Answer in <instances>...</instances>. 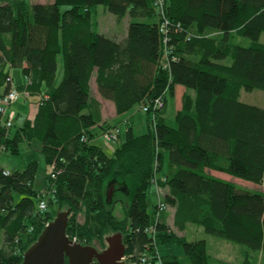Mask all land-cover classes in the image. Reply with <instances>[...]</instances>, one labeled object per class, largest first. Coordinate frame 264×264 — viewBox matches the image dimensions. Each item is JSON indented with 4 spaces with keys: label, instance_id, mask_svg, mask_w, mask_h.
<instances>
[{
    "label": "trees",
    "instance_id": "1",
    "mask_svg": "<svg viewBox=\"0 0 264 264\" xmlns=\"http://www.w3.org/2000/svg\"><path fill=\"white\" fill-rule=\"evenodd\" d=\"M98 6L118 20L131 18L125 40L93 30ZM164 11L170 22L167 44L155 0L35 5L15 0L0 6V97L14 83L11 69H21L28 79L16 87L29 99L39 97L34 119L21 127L15 120L8 128L0 119V155L19 156L23 143L36 140L46 166L60 172L55 180L48 173L42 190L49 192V209L39 213L38 162L13 172L0 164V264H22L54 219L51 207L72 210L67 235L82 245L121 233L126 255L135 259L158 254L162 264H180L178 257L160 252L178 245L187 264H226L208 253L206 240L177 238L165 220L156 223L151 196L157 162L159 173L167 169L162 186L170 192L166 203L177 207L179 231L198 224L207 235L264 253V193L240 189L209 172L264 189V108L241 101L243 91H264V0H164ZM167 48L171 54L164 69ZM61 55L65 72L56 85ZM95 70L99 93L115 104L118 116L167 93L156 119L145 113L147 132L136 135L128 127L113 156L92 143L95 128L114 127L102 122L99 103L91 98ZM177 86L194 96H184L173 128L163 116ZM111 203L123 205V219ZM153 227L155 237L148 231Z\"/></svg>",
    "mask_w": 264,
    "mask_h": 264
},
{
    "label": "rangeland",
    "instance_id": "2",
    "mask_svg": "<svg viewBox=\"0 0 264 264\" xmlns=\"http://www.w3.org/2000/svg\"><path fill=\"white\" fill-rule=\"evenodd\" d=\"M140 21V20H137ZM147 22H152V20H146ZM131 22V18L127 15L124 19L118 20L116 16L111 14L106 10L104 6H98L93 10V30L97 33H103L107 37L115 38V36H120L126 29L128 30L129 24ZM240 41V40H239ZM238 41V42H239ZM262 42H264V35L261 39ZM246 43V40H245ZM59 61L61 62V68L58 72V77L62 75L63 72V58L62 55L59 57ZM226 64H230L231 60H227L225 62ZM13 75L16 78V80L20 76L19 70H14ZM22 93H25L24 91H21ZM36 99L39 100V97H36ZM35 99V100H36ZM29 98L28 94L25 93V95H22L8 110V114H15V120L18 112H23L24 110L28 109L29 107ZM178 98L169 97V121L172 117H174L175 113V103ZM184 100V98H183ZM241 101L250 105H255L261 108H264V91L261 90H255L253 92H246L243 91L241 95ZM29 110V109H28ZM27 111V110H26ZM132 123L135 127V134L136 135H142L147 132V126H146V114L139 111V110H132L129 114V117H134ZM34 118H31L33 120ZM141 121L139 124L138 122ZM23 120L18 121L17 127H21L23 125ZM118 123L117 120L112 121V124ZM127 122V121H126ZM168 123V121H166ZM105 123V122H104ZM109 125V124H108ZM125 120L120 124L116 125V127L121 126V136L122 140L125 137L126 132V126ZM115 127V126H114ZM95 131L98 133V138L96 145L100 146L104 150H106L107 155L113 156L115 150L117 149L118 145L121 141L117 143L107 142L102 137V132L98 128H95ZM21 154L19 156H13L8 152H5L0 155V164L3 168L8 169L9 171L13 172L16 170H23L26 165L31 161H37L39 164L38 173L36 176V180L34 183L35 189L42 190L44 185V179L45 176L47 178L48 176V167L46 168V163L44 160V156L41 152V143L38 141H33L32 143H23L21 147ZM156 165V164H155ZM166 171H162L161 177L166 178ZM164 179V178H163ZM163 179L161 181V185L163 184ZM234 184L239 187L240 189L249 190L253 192H260L264 193V189L262 186L255 185L253 183L244 181V180H238L234 181ZM163 187L161 199H166V196L169 195V189L165 186ZM154 188V187H153ZM118 189L117 185H114L111 188V195L112 198L115 196L116 190ZM154 190V189H153ZM111 197V196H110ZM17 200H20V197L17 196ZM151 200L154 203V205L157 204V195L155 193L152 194ZM115 207L114 214L118 219H123L125 217L124 207L122 204L116 203L114 206H112V203L110 204L109 208ZM51 212L56 214L58 212L57 207H51ZM61 211V209H59ZM72 213V210H71ZM162 219L166 221V224L169 226L170 230H173L174 235H176L177 238L186 239L189 242L197 241V240H204L208 239L209 241V249L208 253L211 256L220 257L222 260L226 262V264H264V253L258 252V253H252L247 250L246 247L241 246L239 244H234L231 242H228L224 239L213 237L210 235H207L204 231V228L198 224H188L186 228V232L179 231L176 226V219H177V207L176 206H169L166 211L163 212ZM71 216V215H70ZM54 217V218H55ZM78 221L79 223L83 224L85 221V215L84 213H81L78 215ZM123 235V234H122ZM108 236V235H107ZM106 238V236H105ZM104 238V242L102 243L99 240H93L90 244H83V245H90L92 246L94 242H97V249L102 250L106 246V240ZM124 243V241H123ZM4 244V237L3 234H0V248L3 247ZM160 251L163 254H166L169 257H173L172 260H175V256L178 257L180 264H187L186 261L183 259V249L178 246H163L160 247ZM126 255V254H125ZM182 256V257H181Z\"/></svg>",
    "mask_w": 264,
    "mask_h": 264
},
{
    "label": "water",
    "instance_id": "3",
    "mask_svg": "<svg viewBox=\"0 0 264 264\" xmlns=\"http://www.w3.org/2000/svg\"><path fill=\"white\" fill-rule=\"evenodd\" d=\"M71 215L70 208H63L44 228L36 242L25 252L22 264H120L126 254L121 233L106 236V246L97 249L82 245L69 238L67 229Z\"/></svg>",
    "mask_w": 264,
    "mask_h": 264
},
{
    "label": "built area",
    "instance_id": "4",
    "mask_svg": "<svg viewBox=\"0 0 264 264\" xmlns=\"http://www.w3.org/2000/svg\"><path fill=\"white\" fill-rule=\"evenodd\" d=\"M155 5L157 6L158 12L162 17V22L160 25V32L163 34L164 42L167 44V35L170 33L169 26L170 22L166 18V14L164 11V0H155ZM171 51L166 49V56L165 59L162 61L161 65L164 68L168 67V55L170 56ZM176 58L173 57V60ZM9 82H12V77H10ZM11 90L5 94L4 96L0 97V119L3 125H5L8 128H11L15 123V114H8V110L10 107L22 96L25 95V93H22L14 83H12ZM167 93H164L163 96L158 97L156 99L151 100L147 105L142 106V108L139 109V111L143 113L152 112L153 119H156L157 112L161 110L165 105V99ZM121 126L118 127H112L110 129H107L102 132V137L112 143H117L120 141L121 136ZM85 140V138L83 139ZM159 164L156 163L155 165V175L152 179V185L154 189V193L157 195V204L155 207V221L156 223L162 222V215L163 212L169 208V205L166 203L165 198L161 199L163 187L161 185V181L163 179L164 182H166L165 177H161V174L158 171ZM48 173L51 175V178L53 180L57 179V176L60 174L59 171L56 170L55 165H52L48 168ZM9 172H5V175H8ZM161 180V181H160ZM163 182V183H164ZM48 193L46 190H42L39 193V203H38V211L39 213H46L49 209V201H48ZM153 237L156 236V228H151V230H148ZM75 242H78L77 239H73ZM156 257V258H155ZM155 257L148 255V254H141L137 259H135L134 255H125L120 264H155V259H157L158 264H162L160 260V256L157 254Z\"/></svg>",
    "mask_w": 264,
    "mask_h": 264
},
{
    "label": "crops",
    "instance_id": "5",
    "mask_svg": "<svg viewBox=\"0 0 264 264\" xmlns=\"http://www.w3.org/2000/svg\"><path fill=\"white\" fill-rule=\"evenodd\" d=\"M15 0H0V6L1 5H5V4H9V3H14ZM54 0H27V2L31 5H35V4H49V3H52ZM99 34H102L104 36H106L105 34L103 33H99ZM127 34H128V30L126 29L120 36H115V38H110V37H107V38H110V39H115L117 41H123L127 38ZM63 58V57H62ZM60 68H61V62L59 61L58 59V72L60 71ZM14 70H19L20 71V76L19 78L16 80V78L14 77L13 75V71ZM64 72H65V65H64V60H63V72H62V75L60 77H58V73H57V79H56V85H58L62 79H63V76H64ZM13 81H14V84L16 86H22V85H25L27 84L28 82V79L23 75L22 73V70L21 69H11V73H10ZM90 90H91V98L93 100H95L96 102L99 103V106H100V111H101V116H102V119H103V123H107L111 126H116L118 124H120V122L122 123L124 120H125V125L127 128L128 127H131L133 128L134 130V133H135V127L133 126L132 123V119L133 118H136L137 116H134V117H129V113H126L122 116H118L117 113H116V107H115V104L110 101V100H106L104 99L100 93H99V90H98V84H97V70H95V72L93 73L92 75V78H91V81H90ZM186 94H190L192 96H194V93L193 91H190V90H187L185 87L183 86H177L176 89H175V96L173 98H178V100H176V103H175V113L173 114L174 117H172V113H171V120L169 121V110H168V106H167V109H166V112L164 113V120H165V123L167 125H170L171 127L173 128H176L177 127V121H176V114L182 110L183 108V98ZM36 97H30V100H29V107L28 109L24 110L23 112H18L17 116H16V124L18 123V121L20 120H23V124L24 122L27 120V119H30L31 118H34L36 113H37V103H38V99H36ZM168 105H169V102H168ZM94 110V108H93ZM91 112H92V109H91ZM96 114V112H95ZM117 120L118 123L116 124H112V121H115ZM127 121V122H126ZM168 121V123L166 122ZM139 124L141 123V121L138 122ZM146 126L148 128V124L146 122ZM126 128V130H127ZM98 138V137H97ZM97 138L94 139V141L92 142L93 144L96 145V142H97ZM98 146V145H97ZM106 152V150H104ZM47 168V166H46ZM211 175L215 176V177H218V178H221L223 180H226V181H229V182H232L234 183V181H238V180H241V179H238V178H235L229 174H226V173H223V172H218V171H209ZM45 179H46V176H45ZM45 179H44V185H45ZM43 185V187H44ZM188 228H186L185 231L183 232H186ZM207 241V245H208V249H209V241L208 239H204ZM198 241V240H197ZM194 242V241H192ZM161 252V251H160ZM161 254H163L161 252ZM167 256V253L165 254ZM182 257V256H181ZM214 259L216 260H220L224 263H226L224 260H222L220 257H216V256H212Z\"/></svg>",
    "mask_w": 264,
    "mask_h": 264
},
{
    "label": "bare ground",
    "instance_id": "6",
    "mask_svg": "<svg viewBox=\"0 0 264 264\" xmlns=\"http://www.w3.org/2000/svg\"><path fill=\"white\" fill-rule=\"evenodd\" d=\"M164 69H168V67L167 68H164ZM116 127V126H115ZM108 142V141H107ZM158 163V162H157ZM162 176V175H161ZM164 182V181H163ZM165 183V182H164ZM70 238V237H69ZM72 240V239H71ZM74 241V240H73ZM77 243H79V242H77ZM81 244V243H80ZM106 244H107V242H106Z\"/></svg>",
    "mask_w": 264,
    "mask_h": 264
},
{
    "label": "flooded vegetation",
    "instance_id": "7",
    "mask_svg": "<svg viewBox=\"0 0 264 264\" xmlns=\"http://www.w3.org/2000/svg\"><path fill=\"white\" fill-rule=\"evenodd\" d=\"M97 264V263H96Z\"/></svg>",
    "mask_w": 264,
    "mask_h": 264
}]
</instances>
